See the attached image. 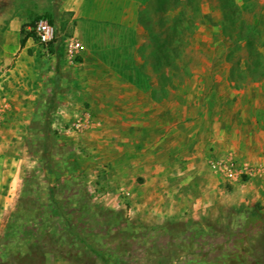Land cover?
Wrapping results in <instances>:
<instances>
[{
  "label": "rangeland",
  "instance_id": "obj_1",
  "mask_svg": "<svg viewBox=\"0 0 264 264\" xmlns=\"http://www.w3.org/2000/svg\"><path fill=\"white\" fill-rule=\"evenodd\" d=\"M112 4L145 34L152 100L72 130L89 105L52 85L49 49L27 32L63 26L53 0H0V29L19 18L30 40L0 64V264H264V197L241 198L239 176L199 200L203 179L186 171L264 157V0Z\"/></svg>",
  "mask_w": 264,
  "mask_h": 264
},
{
  "label": "crops",
  "instance_id": "obj_2",
  "mask_svg": "<svg viewBox=\"0 0 264 264\" xmlns=\"http://www.w3.org/2000/svg\"><path fill=\"white\" fill-rule=\"evenodd\" d=\"M115 1L123 0H59L55 12L62 20L63 26L57 29L53 24L56 27V38L46 49H49L47 57L53 66L52 85L57 89H63V85L68 88L74 84L89 105V108L80 111L87 110L91 116L96 113L101 118L135 116L147 101L152 100L149 79L143 71L145 64L141 54V44L145 34L136 16L130 18L131 21L123 22L116 14H111L110 9ZM127 1L142 3L145 0ZM100 2L105 4L101 5ZM117 6H115L116 10L119 9ZM104 12L108 14L102 16ZM22 21L16 18L8 22L6 29H0L2 66L10 64L17 56L23 55L30 43L29 39H25V45H21ZM67 34L74 35L82 45L81 54L73 65L66 61L63 54L66 37L64 35ZM45 64L43 62V66ZM69 69L72 71V76H65L64 71ZM93 119L95 120V117ZM122 126L121 129L133 128L129 125ZM111 127L108 130L112 129ZM115 129L119 131L120 127L117 126ZM218 150L217 155L222 153L220 148ZM259 160L260 158L256 161ZM186 171L189 176L203 179L195 186L199 190V200H205L210 191L221 195L224 191L219 188L225 183L231 184L233 191L240 187L237 177L227 178L224 172L209 170L201 165L188 167ZM216 188L219 192L215 191ZM242 191L244 194L241 198L247 193V202L253 201L255 197L263 198L264 178L247 180V187L243 186ZM221 208L224 212L231 211L230 206ZM249 241L251 238L247 237V245ZM217 242L219 243L218 240ZM249 260H253L251 254H247V262Z\"/></svg>",
  "mask_w": 264,
  "mask_h": 264
},
{
  "label": "built area",
  "instance_id": "obj_3",
  "mask_svg": "<svg viewBox=\"0 0 264 264\" xmlns=\"http://www.w3.org/2000/svg\"><path fill=\"white\" fill-rule=\"evenodd\" d=\"M37 39V42L47 48L56 38V27L44 18H38L29 28ZM63 54L66 61L73 65L82 51L80 41L74 35H68L64 38ZM8 109L7 102L0 104V123L4 118V113ZM95 123L91 113L87 110L82 111L71 122L72 130H82L86 127H91ZM210 167L213 171L224 172L227 178L245 176L247 180L253 178H264V157L259 161L244 162L240 167H237L232 160H216L210 162Z\"/></svg>",
  "mask_w": 264,
  "mask_h": 264
},
{
  "label": "trees",
  "instance_id": "obj_4",
  "mask_svg": "<svg viewBox=\"0 0 264 264\" xmlns=\"http://www.w3.org/2000/svg\"><path fill=\"white\" fill-rule=\"evenodd\" d=\"M58 1L59 0H53V9L54 10H56L57 9V5H58ZM28 33H31L30 31H27ZM27 32L25 31V29H24V27H22L21 28V31H20V34H21V43L22 42H24V40H25V38H26V36H27ZM33 33V32H32ZM33 35H34V33H33ZM64 36H68V34L67 35H64ZM62 48H60V50H61ZM61 52H62V50H61ZM76 237H77V239L79 240V241H83L82 240V238H80V236L77 234L76 235ZM88 248L90 249V251L97 257V258H100V254H99V252L98 251H96L93 247H91V246H89L88 245Z\"/></svg>",
  "mask_w": 264,
  "mask_h": 264
}]
</instances>
